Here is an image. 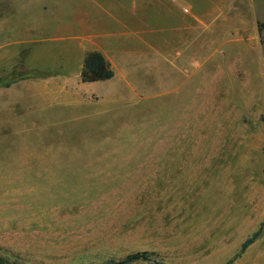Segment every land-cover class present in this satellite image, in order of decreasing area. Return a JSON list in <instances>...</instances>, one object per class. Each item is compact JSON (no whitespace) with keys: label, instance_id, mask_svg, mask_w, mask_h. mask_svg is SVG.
<instances>
[{"label":"rangeland","instance_id":"rangeland-1","mask_svg":"<svg viewBox=\"0 0 264 264\" xmlns=\"http://www.w3.org/2000/svg\"><path fill=\"white\" fill-rule=\"evenodd\" d=\"M28 5L0 0V264H264V6L90 91Z\"/></svg>","mask_w":264,"mask_h":264},{"label":"crops","instance_id":"crops-1","mask_svg":"<svg viewBox=\"0 0 264 264\" xmlns=\"http://www.w3.org/2000/svg\"><path fill=\"white\" fill-rule=\"evenodd\" d=\"M260 5L264 0H29L20 11L27 10L34 26L43 20L51 23L57 30L56 41L66 44L60 49L65 84L78 78L91 91L88 88L105 87L114 78L83 83L81 71L88 52H100L115 76L119 56L125 64H131L132 55L147 53L160 61L194 59L195 45L203 46L212 30L249 26L246 23L256 21Z\"/></svg>","mask_w":264,"mask_h":264},{"label":"trees","instance_id":"trees-1","mask_svg":"<svg viewBox=\"0 0 264 264\" xmlns=\"http://www.w3.org/2000/svg\"><path fill=\"white\" fill-rule=\"evenodd\" d=\"M114 76V69L100 52L91 51L86 54L83 68L81 71V81L83 83L107 81L113 79ZM259 236L260 231L258 230L254 232L248 239H246L241 245V252H244L249 246H251L258 239ZM145 258L146 254H135L124 261H111L110 264H126L128 261L131 260H139ZM155 264L160 263L157 262Z\"/></svg>","mask_w":264,"mask_h":264}]
</instances>
